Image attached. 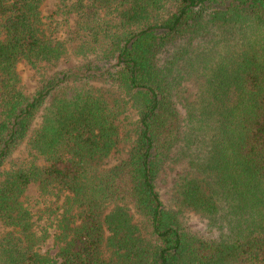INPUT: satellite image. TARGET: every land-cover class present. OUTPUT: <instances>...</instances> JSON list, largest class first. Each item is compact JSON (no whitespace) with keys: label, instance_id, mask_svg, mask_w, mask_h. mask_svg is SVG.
Segmentation results:
<instances>
[{"label":"trees","instance_id":"trees-1","mask_svg":"<svg viewBox=\"0 0 264 264\" xmlns=\"http://www.w3.org/2000/svg\"><path fill=\"white\" fill-rule=\"evenodd\" d=\"M42 1L0 0V264H264V0H57L61 38Z\"/></svg>","mask_w":264,"mask_h":264},{"label":"rangeland","instance_id":"rangeland-1","mask_svg":"<svg viewBox=\"0 0 264 264\" xmlns=\"http://www.w3.org/2000/svg\"><path fill=\"white\" fill-rule=\"evenodd\" d=\"M57 0H43L40 5V12L44 16H50L52 21V25H55L56 33L55 36H59L60 38L63 36L64 32H66L68 29L72 27V17L71 15L68 16L67 20H62V18L53 13V10L56 8ZM49 19H47L48 21ZM75 62V59L72 57H69L65 61H61L57 67H69ZM17 70L19 71L20 77H21V83L24 88L25 92H30L35 87V78L33 75V72L28 68V66L24 62H19L17 65ZM93 85L95 87H106L107 84L103 81H94ZM185 90L181 92V94L186 95L188 92H192L193 88L186 84L184 85ZM104 89V88H103ZM102 89V90H103ZM180 108H183L181 105H179ZM125 118H121L118 122V135L119 138H121L120 142L118 143L116 150L112 151V153L108 156L106 159V163L110 164L114 162V160L117 157H121L126 149V147L129 144L130 139L132 138V132L131 129L134 126V120H135V114L133 111L128 110L125 113ZM40 121V115H37L35 123L36 125ZM27 145L24 143H21L11 154L8 161L3 165L2 168H7L12 163H22L26 159H29ZM177 170L175 171H169L164 170L162 173L159 174L158 178L156 179V185L157 189L159 190L161 200L163 204L166 207H174V201L171 197V184L172 179L174 178V175L176 176ZM24 195L27 197V200L29 204L33 205V210H35L37 207H41L44 204H48L50 207H52V204L50 202L52 201L51 197H47L46 200H43L42 197H39L36 185L30 184L27 189L25 190ZM50 201V202H49ZM183 219L185 221V224L194 229L197 232H200L204 235H215L216 230L213 228H210V226L207 224V220L200 216L199 214L194 213L193 211L184 208L183 209ZM46 214L41 215V219L37 220L38 225H46L44 223ZM35 218L37 217L34 216ZM2 231V228L0 227V232ZM51 231V230H50ZM40 251L49 250V253L51 254L53 252V246H52V240L49 238H45L44 241H42L40 244Z\"/></svg>","mask_w":264,"mask_h":264}]
</instances>
